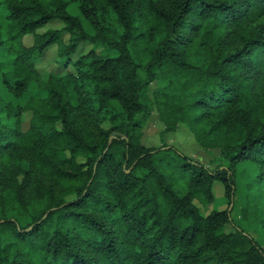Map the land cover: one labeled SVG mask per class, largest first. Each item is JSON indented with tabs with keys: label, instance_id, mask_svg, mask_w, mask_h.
<instances>
[{
	"label": "trees",
	"instance_id": "obj_1",
	"mask_svg": "<svg viewBox=\"0 0 264 264\" xmlns=\"http://www.w3.org/2000/svg\"><path fill=\"white\" fill-rule=\"evenodd\" d=\"M75 1L78 14L67 0H3L0 264H264V240L232 215L238 164L259 169L249 190L264 183V0ZM55 44L72 70L44 75L37 61ZM31 84L26 102L6 98ZM154 107L162 134L184 123L228 163L144 145ZM216 182L228 206L206 214ZM244 208L264 236V214Z\"/></svg>",
	"mask_w": 264,
	"mask_h": 264
},
{
	"label": "rangeland",
	"instance_id": "obj_2",
	"mask_svg": "<svg viewBox=\"0 0 264 264\" xmlns=\"http://www.w3.org/2000/svg\"><path fill=\"white\" fill-rule=\"evenodd\" d=\"M69 2V10L72 13L79 12L78 10V4L75 0H67ZM4 3L3 0H0V22L2 24H5L4 19ZM63 24L61 21H53L49 23V25L41 28L38 30V32H44L47 30V28H60ZM87 28L90 32H92V27L87 24ZM34 36L33 34H29L24 36L23 43L27 46H30L33 44ZM93 46L90 43H82L79 46L78 53H87ZM98 49H102V47H99ZM58 45H53L49 47L44 53L43 56H41L40 59L37 61V67L42 72V74L49 75V73H53L55 75H64L68 71L72 70V66H65L60 62V58L58 57ZM77 56L74 55V58ZM2 58L5 61L4 71H8V63L10 64L11 56L6 55ZM1 73L2 70L0 69V81H1ZM142 75L144 73L141 72ZM166 82L162 80H156L153 81L149 86V93L152 97L153 90L161 85H164ZM38 93V87L36 84H31L29 91L20 96L16 97L15 95H12L10 93L5 94L6 98L9 100H12L14 103H24L26 102L31 94ZM32 116V113L30 111L25 112L23 114V120H24V128L28 126L29 120ZM164 130V123L160 120L159 112L157 111L156 107H154L151 115L148 117V120L146 121V124L143 128L144 134L142 136V143L146 146H162L163 144H169L177 147L182 152H184L186 155L192 157L193 159H196L197 161H200L210 168H215L218 165L227 164L228 160L224 157V155L221 153V149L219 147L211 148V149H205L200 145V143L197 141L195 135L190 130L188 125L181 123L179 124L178 128L174 132H169L166 134H162ZM238 178H237V186L238 191L236 195V203H235V209L232 213L235 224L242 229H245L247 232H249L251 235H253L257 240H264V236H260L257 228L255 226H251L248 224H245L246 221L242 220L241 213L242 210L247 207L248 210H251L249 207L252 205L253 208L257 209L258 214L261 215L264 214V183L261 185V187H253V190H249L248 183L252 181L256 175L259 173V169L257 166L252 162H242L238 164ZM177 183H174V187L181 193H185L187 190V179L186 177L178 179L175 178ZM214 194H215V200L212 204H210L207 207H202V210L204 213L208 214L213 208L215 209H225L228 206L227 199L224 196V187L221 182H216L214 186ZM249 201H252L250 205L246 206ZM252 212V211H251ZM253 213V212H252ZM255 213V212H254ZM253 213V214H254ZM235 227L231 224H228L226 226V231H234ZM257 231V232H256ZM264 246V242L262 244Z\"/></svg>",
	"mask_w": 264,
	"mask_h": 264
}]
</instances>
